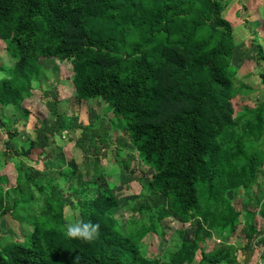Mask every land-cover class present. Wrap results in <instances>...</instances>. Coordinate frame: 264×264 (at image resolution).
<instances>
[{
  "label": "trees",
  "instance_id": "trees-1",
  "mask_svg": "<svg viewBox=\"0 0 264 264\" xmlns=\"http://www.w3.org/2000/svg\"><path fill=\"white\" fill-rule=\"evenodd\" d=\"M226 7L227 0H0V40L14 60L0 80V130L8 139L26 128L34 83L48 80L42 62L55 61L71 67L75 102L107 105L129 133L120 147L131 145L153 171L122 223L112 187L90 198L80 183L66 191L48 171L26 165L23 158L48 160L50 142L67 134L87 162L101 161L112 145L94 112L84 124L59 113L56 88L46 91L54 123H38L36 139L15 157L7 153L20 164L15 187L0 171V220L39 205L30 237L7 247L0 264H236L239 249H264V102L237 111L251 88L232 80L236 42ZM260 79L264 88L263 71ZM78 171L59 175L69 185ZM230 193L242 197L240 210ZM76 207L81 221L100 225L93 241L66 235V209ZM168 219L189 225L193 239L151 261L143 240L166 236ZM211 238L220 245L207 252Z\"/></svg>",
  "mask_w": 264,
  "mask_h": 264
},
{
  "label": "rangeland",
  "instance_id": "rangeland-1",
  "mask_svg": "<svg viewBox=\"0 0 264 264\" xmlns=\"http://www.w3.org/2000/svg\"><path fill=\"white\" fill-rule=\"evenodd\" d=\"M229 12H233V9ZM238 16L239 18L237 19L238 21H236V26L237 23L240 24V26L234 27L235 42L236 46H241L244 51L235 52V65L238 66V68L233 65L232 73H235V75L232 80L235 88L239 89L243 87V85H247L251 88V85H253L256 90H247L241 93V98L237 100L238 102L236 101L237 111L243 108V106L251 107L257 102H264V89H257L260 83L258 84L256 81H251V51H253L251 49V43L259 45L261 43L264 45V42L261 41L260 36H257L258 40L251 39L254 38V35L251 33L252 29H249L250 27L247 25V21L243 23L244 17ZM263 26H261V30L264 33ZM256 55L259 58V52ZM12 60L10 59L8 61L5 58V60L0 61V66H8L9 63H12ZM42 64L47 71L46 77L48 83L46 81L34 83V96L24 103V108L30 113L27 127L23 130L20 129V137L13 139V141L9 140L7 135L0 130V171L7 177L6 182L8 188L15 187L18 176L17 168L20 164L16 158L7 161L9 158L7 157V153L9 156L12 154V156L15 157L16 153L21 151V147L29 138L36 139L34 130L35 127L39 126L38 123H45L47 125L54 123L55 119L49 112L47 100L43 94L46 91H51L56 88V94L61 100L59 113L79 117L84 124L89 125L90 114L94 112L96 115L95 117H98V119L94 121L95 124L100 126V122L103 121L104 124L107 123V126H109V135L112 145L101 161L95 160L91 156L87 162L84 160L82 151L77 149L75 143L71 141L73 135L67 134L64 135L63 138L58 139L56 143H54L53 140L50 142L48 146L50 157L48 160L42 161L40 165H36L34 162H30L24 158L22 161L26 163V165L40 168L42 171H48L51 174L50 176H53V178L59 181L62 187H65L66 191L71 190L69 186L76 187L80 183L81 186L89 189L91 194L90 198L96 196L99 187H112L120 203V210L116 213V217L119 218L122 223L123 221H129L132 218V211L129 207L134 204V199L139 197L143 187L149 182L150 177L153 175V171L151 168L144 165L131 145L126 147V149L120 147L118 143L119 139H127L129 133L124 126L122 128L120 117L113 116L112 111L107 105H104L100 101L83 104L75 102L70 65H63L55 61H44ZM261 65L262 71L264 72V62H262ZM123 124L126 125V122L123 121ZM78 135L79 133H76L75 137ZM118 152L119 155L117 156ZM130 155L134 157L131 162L129 161ZM33 160H38L36 154L33 156ZM119 161H125L128 170L121 168ZM72 167L77 168V171L79 170L78 172L81 175L80 177L76 175L74 181L68 185V182L59 175V172L61 170L65 173L69 172ZM229 196L231 199H234L236 208L240 210L242 197H239V199L234 196L233 193H230ZM30 208L32 209L20 208L15 217L7 215L0 220V255L7 247L12 246L14 243H23L30 237L34 229L35 217L37 216L39 205L31 203ZM77 208L78 207L75 209H66V222L75 219L80 220ZM242 219H245L244 215ZM258 224L260 229H264V222L260 220ZM164 225L166 226V236L161 237L152 234L143 240V252L146 253L147 258L151 261H162L163 258H168L170 253L175 251L182 241L193 239V234L191 233V227L189 225L182 228L180 223L172 219L166 220ZM182 229L183 235L181 236L180 231ZM239 242H241L243 246L245 245V242H242V240L237 237H233L230 241V243L235 245ZM204 245L206 251L211 252L220 245V241L211 238L207 239ZM237 256L238 262L236 264H264V249L262 247L255 246L253 253H246L243 249H239Z\"/></svg>",
  "mask_w": 264,
  "mask_h": 264
},
{
  "label": "crops",
  "instance_id": "crops-1",
  "mask_svg": "<svg viewBox=\"0 0 264 264\" xmlns=\"http://www.w3.org/2000/svg\"><path fill=\"white\" fill-rule=\"evenodd\" d=\"M231 9H233V12H229ZM223 15L228 21L231 22L233 29H234V27L240 26V24H238V23L236 26V21H238L237 19L239 18L238 15L244 17L243 23H245L247 21V25L250 27L249 28L250 30L252 29L251 33L254 35V38H251V39L258 40L257 36H260L261 41L264 42V33L261 30V26H263V23H264V20H263V18H264V0H227V7L224 10ZM258 45L259 44L251 43V49L253 50V51H251V81L252 82L256 81V82H258V84L260 83V85H259V87H257V89L260 88L261 90H263L264 88L262 86L261 79H260V73L262 72V68H261L262 65L259 61V58L256 55L259 52ZM260 46L264 50V45H262L260 43ZM236 51L240 52V51H244V50L241 46H236L235 52ZM5 58L8 61L10 59L12 60V58H11V56L7 50L6 44L0 40V61L5 60ZM235 61H236V54H235V60L233 62V65H235ZM12 63L14 64V60H12ZM12 63H9L8 66H3V67L0 66V80L8 76L9 70L12 68V65H13ZM236 67L238 68V66H236ZM238 72H239V69H238ZM255 90H256V88L253 85H251V91H255ZM12 110L13 109H11L9 111H12ZM0 115H1V111H0ZM26 127H27V125H26ZM20 129L23 130L25 128L20 126ZM18 137H20V135ZM41 163L42 162H40V164ZM37 169L41 170L40 168H37Z\"/></svg>",
  "mask_w": 264,
  "mask_h": 264
},
{
  "label": "clouds",
  "instance_id": "clouds-1",
  "mask_svg": "<svg viewBox=\"0 0 264 264\" xmlns=\"http://www.w3.org/2000/svg\"><path fill=\"white\" fill-rule=\"evenodd\" d=\"M64 229L68 237L90 242L98 236L100 225L75 219L67 222Z\"/></svg>",
  "mask_w": 264,
  "mask_h": 264
}]
</instances>
